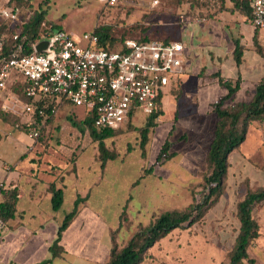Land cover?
<instances>
[{
    "label": "rangeland",
    "instance_id": "rangeland-1",
    "mask_svg": "<svg viewBox=\"0 0 264 264\" xmlns=\"http://www.w3.org/2000/svg\"><path fill=\"white\" fill-rule=\"evenodd\" d=\"M21 1L31 11L47 9L46 19L63 27L82 45L85 43L81 40L83 33H90L99 25L109 26L110 35L115 40L126 37L173 40L178 34L177 26L185 29L188 25V22L179 24L182 15H209L210 9L226 6V0H157V4L153 3L154 0H119L114 5L102 0H47L44 6L40 5L43 0ZM167 89L161 98L160 121L158 124L155 121V127L149 129L143 149L139 129L144 126L145 117L140 112L133 115L132 124L105 140L106 148L116 157L106 161V168L102 169L105 179L98 187L91 188L90 199L104 202L101 215L106 222L116 224L119 220L120 226L111 233L118 247L160 213L184 210L193 199L199 200L205 190L204 178L210 173L206 154L213 135L209 126L213 121L216 123L211 104L215 101L210 103L203 96L200 98L191 84L178 85L170 92L178 110L186 115L174 119V106L169 105ZM195 117L198 124L194 122ZM6 118L4 126L27 132L19 118ZM26 118L23 116L22 120ZM88 118L82 107H75L70 102L61 104L53 120L43 127L41 136L34 140L28 137L34 145L41 146L35 150L31 146L32 158L41 162L44 153H50L49 160L53 163L49 164L54 173L62 175L66 172L59 167L64 162L68 172H75V162L82 147H86L84 152L90 153L97 146L83 122ZM71 120L76 122V127ZM207 120V127L200 129V124ZM67 128L76 132L79 143L73 147L65 141L63 145L67 153H64L58 145L63 131L68 139L71 136ZM166 139L172 142L169 151L174 155L157 163L156 156ZM95 157L99 158V153L95 152ZM228 161L223 192L202 218L191 226L185 223L162 237L148 249L139 264L228 263L240 226L237 204L247 191L264 188V122L252 121L248 125L244 142L230 153ZM150 167L153 171L144 174L143 171ZM67 207L64 202L58 214L67 213ZM252 214L259 224V235L247 248L253 263L244 260V264H264V201L254 206Z\"/></svg>",
    "mask_w": 264,
    "mask_h": 264
},
{
    "label": "crops",
    "instance_id": "crops-1",
    "mask_svg": "<svg viewBox=\"0 0 264 264\" xmlns=\"http://www.w3.org/2000/svg\"><path fill=\"white\" fill-rule=\"evenodd\" d=\"M210 10L209 15H182L179 18V24L188 22L185 29L177 26L178 34L173 38L184 46V72L180 76V85L195 86L196 95L211 103L227 91L218 77L212 76L218 72L224 80L234 82L239 79L235 100L249 101L264 76V58L256 51L253 42L256 31L257 41L264 49V28L255 29L246 15L233 8L230 0H226L225 8ZM234 42H238L241 50L239 64L234 56ZM176 87L171 82L167 89L169 105L174 106V119L186 115L178 110L174 95H171V89ZM155 121L159 123L160 115ZM130 122H134L133 118ZM194 122L198 124V119ZM4 124L7 123L0 119V134L6 132L0 138V186L16 187L18 201L15 216L0 227V264H35L49 258V246L65 215L58 212L64 202L70 211L77 196L85 198L84 203L79 204L77 215L62 233L63 252L49 264H105L109 259L111 233L120 225L119 220L116 224L106 222L101 215L104 202L90 199L91 188L98 187L105 179L102 169L106 168V163L101 167L99 158H94L95 152L98 154L97 146L90 153L84 152L86 147L83 146L75 162L76 171L68 172L64 162L59 167L66 172L59 175L51 170L53 160H49L50 153H44L41 162L34 160L29 150L31 146L34 150L41 146L34 145L27 132L9 129ZM207 124L208 120L200 124V129H205ZM214 126L215 121L209 129L213 130ZM67 132L71 133L69 139L63 131L58 145L64 153H67L63 145L65 141L73 147L79 143L75 131L67 128ZM50 182L63 192V203L56 211L51 205ZM128 199L129 195L125 202ZM2 200L0 194V202Z\"/></svg>",
    "mask_w": 264,
    "mask_h": 264
},
{
    "label": "built area",
    "instance_id": "built-area-1",
    "mask_svg": "<svg viewBox=\"0 0 264 264\" xmlns=\"http://www.w3.org/2000/svg\"><path fill=\"white\" fill-rule=\"evenodd\" d=\"M247 3L253 27L264 28V0ZM32 13L24 3L0 0V107L27 116V121L43 109L23 102L10 90L11 84L20 83L25 96L34 101L82 107L96 127L115 130L136 112L149 116L157 111L164 90L171 82L177 86L184 72L180 41L126 38L107 50L97 46L94 31L83 33L82 45L49 21L42 22L31 37L22 27ZM27 134L34 139L38 131L32 127Z\"/></svg>",
    "mask_w": 264,
    "mask_h": 264
},
{
    "label": "trees",
    "instance_id": "trees-1",
    "mask_svg": "<svg viewBox=\"0 0 264 264\" xmlns=\"http://www.w3.org/2000/svg\"><path fill=\"white\" fill-rule=\"evenodd\" d=\"M16 1L22 3L21 0ZM46 1L47 0H43L40 5L44 6ZM231 2L233 3V8L238 9L250 19L251 13L247 0H231ZM46 15L47 9L34 10L29 20L23 25L22 32L27 33L32 37L35 31L39 30L42 22L48 21ZM109 30L110 27L106 25H99L93 30L98 37V47L113 50L117 48L119 44H122L126 38H131L126 37L122 40H115L110 35ZM137 40L145 41L149 40V38L143 37L138 38ZM162 41L170 42L176 40L166 39ZM253 42L256 51L264 58V49L257 41L256 31L253 37ZM234 45L235 60L237 64H239L241 61V50L238 46V42H234ZM212 76H217L219 83L225 87L227 91L217 101L211 104L216 115V123L206 154V164L210 173L204 178L205 190L202 192L201 198L199 200L193 199L184 210H171L160 213L150 224L138 228L121 247H118L114 236L111 235L109 259L105 264H139L144 259L148 249L162 237L166 236L176 228L183 227L185 223L187 226H191L196 221L200 220L208 207L223 192L224 181L229 167V155L244 142L248 125L252 121L264 122V76L255 86L253 95L249 101H235L234 95L239 89V79L234 82L232 80H224L220 77L218 72L212 74ZM180 83L181 82L178 81L177 86L180 85ZM10 90L13 91L23 102L41 107L43 113L38 114L36 112L32 114L30 120H28L30 121L29 123L27 118L22 120V117L25 115L22 116V114L18 115L10 111H4L0 107V119L7 122L6 116L15 117L16 119L19 118L23 125L26 126L27 132L31 130L32 127L38 131V135L34 138L38 139L42 134L43 127L53 120L55 116L52 109H57L59 104L49 100L34 101L31 98L26 97L23 91V86L20 83L11 84ZM158 101L159 107L157 111L152 115L147 116L144 126L139 129L141 136L140 147L142 149L146 144L149 129L155 127L156 118L162 114L161 100L159 99ZM71 122L75 127L77 126L74 120H71ZM83 122L89 128V135L92 141L97 142L101 167L104 166L107 160L115 159L116 155L106 148L105 140L112 137L115 132H118L123 128L113 130L96 127L91 117L83 120ZM130 123L131 122L129 121L127 125ZM171 145L172 143L169 140L166 139L164 141L155 159L157 163H160L163 159H169L174 155L173 152L169 151ZM152 171L153 168L150 167L143 172L144 174H147ZM49 191L51 192L52 209L56 211L63 203V192L60 188L56 187L54 182H50ZM0 194L3 197V200L0 202V224L3 226L16 214L18 190L16 187L3 188L1 185ZM84 200V198L79 196L75 198L72 209L63 216V219L57 228L56 238L49 246V258L35 264H49L54 258L60 256L63 252V247L60 244L62 233L68 227L71 220L76 216L78 206ZM262 201H264V188L247 191L243 199L238 202L237 217L240 226L227 264H244V260L253 263V259L248 257L247 248L250 242L258 237L259 224L253 217L252 211L254 206Z\"/></svg>",
    "mask_w": 264,
    "mask_h": 264
},
{
    "label": "water",
    "instance_id": "water-1",
    "mask_svg": "<svg viewBox=\"0 0 264 264\" xmlns=\"http://www.w3.org/2000/svg\"><path fill=\"white\" fill-rule=\"evenodd\" d=\"M44 44H40L39 47H42Z\"/></svg>",
    "mask_w": 264,
    "mask_h": 264
}]
</instances>
